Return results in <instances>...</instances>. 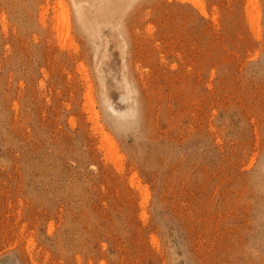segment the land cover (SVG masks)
<instances>
[{"label": "rangeland", "instance_id": "1", "mask_svg": "<svg viewBox=\"0 0 264 264\" xmlns=\"http://www.w3.org/2000/svg\"><path fill=\"white\" fill-rule=\"evenodd\" d=\"M200 1L0 0V264H264V0Z\"/></svg>", "mask_w": 264, "mask_h": 264}, {"label": "bare ground", "instance_id": "2", "mask_svg": "<svg viewBox=\"0 0 264 264\" xmlns=\"http://www.w3.org/2000/svg\"><path fill=\"white\" fill-rule=\"evenodd\" d=\"M196 7L199 9L200 13L203 16H206V12L204 9V6L202 4V2L200 0H198V2L196 3ZM78 8V18H79V22H80V26H83V28H85V30H91L94 28V26H92L90 23V18L86 15V13L84 12V10H82L80 5H77ZM124 101H127L130 99V92L128 90H126V93L124 94ZM109 98L106 99L107 103L110 102V100H108ZM109 107L111 109H113L112 105H109ZM103 132V130H101ZM105 139L108 141L109 143V147H110V151H115L116 146L114 144V142L112 141V139L108 136V135H104Z\"/></svg>", "mask_w": 264, "mask_h": 264}]
</instances>
